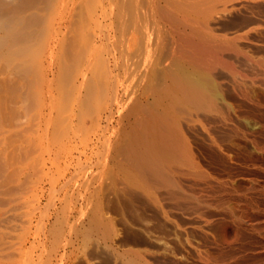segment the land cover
Here are the masks:
<instances>
[{"label":"bare ground","instance_id":"6f19581e","mask_svg":"<svg viewBox=\"0 0 264 264\" xmlns=\"http://www.w3.org/2000/svg\"><path fill=\"white\" fill-rule=\"evenodd\" d=\"M255 1L0 0V264H149L107 208L178 207L195 264H257L236 244L264 240V183L227 167L264 161V59L239 43L264 19L220 26Z\"/></svg>","mask_w":264,"mask_h":264},{"label":"rangeland","instance_id":"374dc122","mask_svg":"<svg viewBox=\"0 0 264 264\" xmlns=\"http://www.w3.org/2000/svg\"><path fill=\"white\" fill-rule=\"evenodd\" d=\"M263 19H264V0H258L252 3L251 6L247 8H243L241 10H235L231 12L230 14H226L225 17L220 20L221 21L220 26H221V29H223L225 32L226 31L231 32V31H236V30L245 31L246 29H248V26H252V24L262 23ZM263 39H264V25H261L258 27L256 31L247 32L246 38H245L246 41L245 40L239 41V43L242 45V47H244L246 51H248L249 54L254 53L257 55H261L262 58L264 59V40ZM233 162H236V161H233V160L231 162L229 161L230 166L228 167L226 166L229 169V171L230 169L232 170L230 171L231 173L227 171V168L225 166L222 167L223 169L222 170L220 167L215 168L213 165H211V169L215 171L218 169L216 172L223 174V175H227L229 173L232 177L234 176L233 178H237V180L240 183L244 181L247 174L249 175H247L246 178L248 177L252 179L255 178V180H260L262 178L260 182L264 183V178H263L264 177V171H263L264 161L263 162L259 161L258 163H255V165H249L250 163L244 164V162H241L240 164L239 160L237 161L239 162L238 164L237 162L236 163H233ZM260 163H262L261 165L262 167L259 165ZM252 166L255 167L256 169L255 168L252 169L253 168ZM258 167L259 168L261 167L260 170ZM60 169H62L61 166H59L53 171L52 176L54 179L58 178L59 175L61 174ZM233 170L235 172H233ZM233 173H235L236 175L238 174V175L236 176ZM239 175H240L239 178L241 179L238 178ZM250 175L253 177H251ZM58 192H60L61 194V191L57 189L54 190L51 193V196L53 197L55 194H59ZM256 199L258 200L260 199L259 201L261 202L259 201L258 202L260 203V205L261 203L263 205L260 207H264V203H263L264 199L258 196H256ZM163 203L168 204L167 202H164V201ZM56 204L58 205V202ZM105 213L107 216H110L114 220V223H115L114 228L116 229V234H117L115 237L116 239L115 246L117 248L121 249L126 246H131L133 248H139L143 252L142 254L144 258L148 260L149 264H195L197 263L196 259L193 258L194 253H192L194 252V249H193L194 245L192 244H195L197 237L194 236L196 235V233L194 232V229H193V219L191 218L190 211L188 209H185L183 207H178V208L171 209L170 211H168V213L165 216L157 215L154 218H152V216L150 217L149 213L145 217L144 216L136 217L135 215L128 213L124 218L125 223L122 221V218L120 217V215L110 211L108 208ZM215 223H216V220H213V222L210 225L211 228L209 226L210 228L209 230L213 229ZM248 238L250 239V237ZM248 238L246 237V238L240 239L241 241L236 244V246L237 245L239 246V244H241V246L236 247L238 253L240 252V254H242L243 252H245L244 250L245 248L249 250V252L246 250L247 253L245 252V254L243 253L242 255L247 256L248 254L249 256L253 253L251 257L247 256V258H249V260L251 261H255L257 264H262L264 262L263 261L264 252L260 250L261 249L260 246L262 245L264 241L262 240L263 238H261L260 236H253V235H251V240H249ZM203 243L204 241L202 240V244ZM58 244L59 245H56V247L54 243L51 244L52 247L48 245L50 247H48L49 249H47V253H46L47 255L43 253L42 254L43 258H46V257L54 258L58 254V252L61 251V248H62V245H61L62 243L61 244L58 243ZM191 246H193V248ZM212 246L213 245H211L210 247L212 248ZM213 248L212 250H214ZM88 249L89 250L91 249V250L89 251ZM85 251L88 254L89 260H90V263H87V264H109L104 259L105 257H103L105 256L106 252L103 251L104 253L98 254L97 252L94 251L93 244H88V247L85 248ZM215 263L216 262H212V264H215ZM224 263L231 264L233 262H224ZM224 263H216V264H224Z\"/></svg>","mask_w":264,"mask_h":264}]
</instances>
